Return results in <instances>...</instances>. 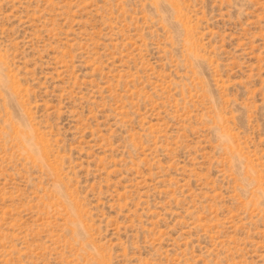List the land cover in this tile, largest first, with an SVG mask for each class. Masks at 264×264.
I'll return each mask as SVG.
<instances>
[{"label": "rangeland", "instance_id": "1", "mask_svg": "<svg viewBox=\"0 0 264 264\" xmlns=\"http://www.w3.org/2000/svg\"><path fill=\"white\" fill-rule=\"evenodd\" d=\"M0 264H264V0H0Z\"/></svg>", "mask_w": 264, "mask_h": 264}]
</instances>
